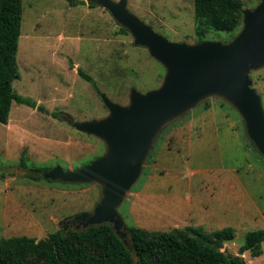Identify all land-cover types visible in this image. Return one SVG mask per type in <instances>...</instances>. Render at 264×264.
<instances>
[{
    "label": "rangeland",
    "instance_id": "374dc122",
    "mask_svg": "<svg viewBox=\"0 0 264 264\" xmlns=\"http://www.w3.org/2000/svg\"><path fill=\"white\" fill-rule=\"evenodd\" d=\"M243 1L253 9L261 0ZM22 4L20 77L13 86L35 106L14 102L8 123L0 122V238L42 239L68 231L63 221L92 211L102 188L37 181L29 177L32 168L76 169L104 154L103 140L69 122L106 116L109 109L100 93L127 104L132 88L147 92L159 87L165 68L147 47L134 43L131 33H123L96 0ZM128 8L171 41L199 42L194 0H128ZM205 38L226 43L231 34L211 30ZM80 70L93 77L97 89ZM250 76L264 107V67ZM205 101L215 109L207 110L202 102L162 129L150 150L155 162H144L118 210L127 226L149 231L192 225L212 232L231 226L236 236L223 250L236 254L248 232L264 229V155L234 106L217 97ZM179 127H186V133L173 138ZM262 249L260 256L243 254L248 264H264V241Z\"/></svg>",
    "mask_w": 264,
    "mask_h": 264
},
{
    "label": "water",
    "instance_id": "95a60500",
    "mask_svg": "<svg viewBox=\"0 0 264 264\" xmlns=\"http://www.w3.org/2000/svg\"><path fill=\"white\" fill-rule=\"evenodd\" d=\"M165 68L162 84L147 92L130 91L120 104L100 93L109 113L102 118L71 120L77 130L106 144L104 154L76 168L57 165L43 173L45 179L65 183H96L102 199L92 211L76 215L85 227L112 224L127 236L128 226L118 208L142 174L154 141L170 122L209 98L229 102L244 120L246 132L264 155V107L250 73L264 67V0L243 9V25L229 42L202 40L174 42L128 8V0H96Z\"/></svg>",
    "mask_w": 264,
    "mask_h": 264
},
{
    "label": "trees",
    "instance_id": "16d2710c",
    "mask_svg": "<svg viewBox=\"0 0 264 264\" xmlns=\"http://www.w3.org/2000/svg\"><path fill=\"white\" fill-rule=\"evenodd\" d=\"M243 9V0H194L198 41L205 40L211 30L229 32L233 39L243 25ZM22 15V0H0V122L5 124L14 102L35 106L31 98L17 93L13 86L20 77L17 53ZM120 29L130 33L122 25ZM79 73L98 88L91 75L82 70ZM204 102L205 108L210 107ZM53 114L60 117L58 112ZM155 159L152 150L145 162L154 163ZM22 165L26 166L24 160ZM49 169L34 167L29 177L52 183L55 180L43 176ZM235 236L231 226L206 232L189 225L165 231L128 226L127 236L123 237L112 224L104 223L58 230L42 239L27 235L0 238V264H248L243 256L246 251L253 257L263 253L264 229L248 232L238 253L224 251V244Z\"/></svg>",
    "mask_w": 264,
    "mask_h": 264
},
{
    "label": "flooded vegetation",
    "instance_id": "af4514ba",
    "mask_svg": "<svg viewBox=\"0 0 264 264\" xmlns=\"http://www.w3.org/2000/svg\"><path fill=\"white\" fill-rule=\"evenodd\" d=\"M76 216H74L73 219H68L67 221H63V226H64V229L69 227L71 229H76V228H80V227H85V220H82V219H76L75 218Z\"/></svg>",
    "mask_w": 264,
    "mask_h": 264
},
{
    "label": "crops",
    "instance_id": "0c3cea01",
    "mask_svg": "<svg viewBox=\"0 0 264 264\" xmlns=\"http://www.w3.org/2000/svg\"><path fill=\"white\" fill-rule=\"evenodd\" d=\"M207 110H212V109H215L214 107H212V106H210V107H208V108H206ZM192 125H190V127H191ZM187 127H189V125L187 126ZM185 128L186 127H179L178 128V131L176 132V131H173V133H175V134H172V136H173V138H179V139H181L180 137V135L182 134V133H186L185 131H187V130H185ZM214 132L216 133V134H218L219 132H220V128L219 127H215V130H214ZM178 133V135H176ZM185 135V134H184Z\"/></svg>",
    "mask_w": 264,
    "mask_h": 264
}]
</instances>
